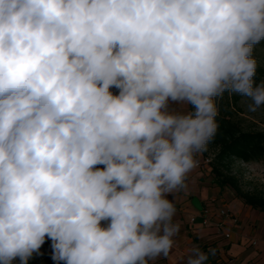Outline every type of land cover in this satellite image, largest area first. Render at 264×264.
Returning <instances> with one entry per match:
<instances>
[{
	"label": "clouds",
	"instance_id": "clouds-1",
	"mask_svg": "<svg viewBox=\"0 0 264 264\" xmlns=\"http://www.w3.org/2000/svg\"><path fill=\"white\" fill-rule=\"evenodd\" d=\"M262 41L264 0H0V264L46 238L56 264L167 258L168 197L214 140L218 101L264 108Z\"/></svg>",
	"mask_w": 264,
	"mask_h": 264
},
{
	"label": "crops",
	"instance_id": "crops-1",
	"mask_svg": "<svg viewBox=\"0 0 264 264\" xmlns=\"http://www.w3.org/2000/svg\"><path fill=\"white\" fill-rule=\"evenodd\" d=\"M205 168V173L200 171L204 168L194 169L186 180L187 187L168 197L175 204L174 219L180 221L181 229L169 256L158 258L154 264H185L193 246L206 253L214 250L207 264H264V212L246 206L228 188L218 187L210 177V169ZM193 198L202 206V212L192 206ZM219 210L229 212L237 222L228 230L229 239L224 237L225 231L216 228L222 221Z\"/></svg>",
	"mask_w": 264,
	"mask_h": 264
},
{
	"label": "trees",
	"instance_id": "trees-1",
	"mask_svg": "<svg viewBox=\"0 0 264 264\" xmlns=\"http://www.w3.org/2000/svg\"><path fill=\"white\" fill-rule=\"evenodd\" d=\"M262 79H264V69L258 65L255 80L259 83ZM242 98L238 94L225 93L220 99V113L217 117L219 129L214 140L208 145L207 151L201 156L205 159L208 150L212 149L214 158L210 168L218 187L230 188L236 198L246 206L264 212V193L243 191L240 181L229 170L230 162L233 160L251 163L264 159V132L244 131L234 120L235 109ZM188 110H191V106H188ZM220 169L225 172H221ZM35 263L36 257L31 259L29 264Z\"/></svg>",
	"mask_w": 264,
	"mask_h": 264
},
{
	"label": "rangeland",
	"instance_id": "rangeland-1",
	"mask_svg": "<svg viewBox=\"0 0 264 264\" xmlns=\"http://www.w3.org/2000/svg\"><path fill=\"white\" fill-rule=\"evenodd\" d=\"M254 56L257 59L258 65L262 69H264V41H262L259 45H256ZM110 91H112L114 94H118V90L115 88H111ZM218 103H220V100L218 101ZM247 104V98L243 97L238 103L237 108L235 109V122H237L244 131L264 132V108L258 109L256 112H250L248 111ZM213 158L214 151L212 149L208 150L205 159L210 160V163L208 165L210 169L209 174L214 181L215 178L211 174L210 168L212 166L211 161L213 160ZM96 167L103 168L104 165H97ZM202 168H204L200 170L202 173L207 172L205 166H202ZM229 168L230 173L236 176L240 181L243 191L264 193V159L251 163H243L233 160L230 162ZM220 171L225 172L223 169H220ZM228 189L231 190L230 188ZM50 245L51 241L46 238V242L42 245L40 250L42 252V255L35 256V264H56V262L51 258L52 249ZM14 264H18V261L14 262ZM60 264H64V262H60Z\"/></svg>",
	"mask_w": 264,
	"mask_h": 264
},
{
	"label": "built area",
	"instance_id": "built-area-1",
	"mask_svg": "<svg viewBox=\"0 0 264 264\" xmlns=\"http://www.w3.org/2000/svg\"><path fill=\"white\" fill-rule=\"evenodd\" d=\"M209 163L210 160L208 159H203L201 156L200 159V164L199 167L197 168H202V166L208 167L209 168ZM218 216L222 219V221H220L219 223L216 224V228L219 232H224V237L226 239L230 238V233L228 230H230V228H232L237 222L236 220L231 216V214L225 210H219L218 211ZM207 220L206 218L203 220V224H206ZM108 222L106 221H101L102 226H106Z\"/></svg>",
	"mask_w": 264,
	"mask_h": 264
},
{
	"label": "water",
	"instance_id": "water-1",
	"mask_svg": "<svg viewBox=\"0 0 264 264\" xmlns=\"http://www.w3.org/2000/svg\"><path fill=\"white\" fill-rule=\"evenodd\" d=\"M191 204H192V206L194 207L195 210H197L199 212H202V206L200 205V203L198 202L197 199L193 198L191 200Z\"/></svg>",
	"mask_w": 264,
	"mask_h": 264
}]
</instances>
